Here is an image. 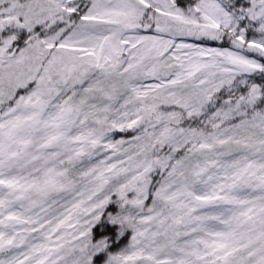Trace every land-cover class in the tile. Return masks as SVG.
<instances>
[{"label": "snow or ice", "instance_id": "snow-or-ice-1", "mask_svg": "<svg viewBox=\"0 0 264 264\" xmlns=\"http://www.w3.org/2000/svg\"><path fill=\"white\" fill-rule=\"evenodd\" d=\"M0 264H264V0H0Z\"/></svg>", "mask_w": 264, "mask_h": 264}]
</instances>
